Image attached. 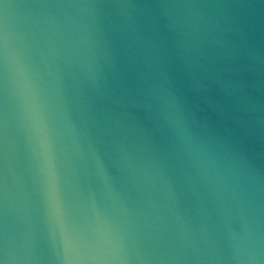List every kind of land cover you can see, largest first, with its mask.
<instances>
[{
  "label": "water",
  "instance_id": "obj_1",
  "mask_svg": "<svg viewBox=\"0 0 264 264\" xmlns=\"http://www.w3.org/2000/svg\"><path fill=\"white\" fill-rule=\"evenodd\" d=\"M0 264H264V0H0Z\"/></svg>",
  "mask_w": 264,
  "mask_h": 264
}]
</instances>
